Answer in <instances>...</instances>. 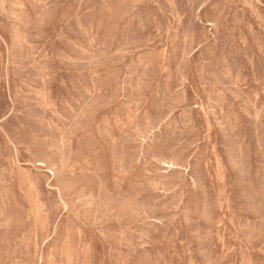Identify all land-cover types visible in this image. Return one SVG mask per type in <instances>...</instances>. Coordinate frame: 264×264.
<instances>
[{"label": "rangeland", "instance_id": "1", "mask_svg": "<svg viewBox=\"0 0 264 264\" xmlns=\"http://www.w3.org/2000/svg\"><path fill=\"white\" fill-rule=\"evenodd\" d=\"M0 264H264V0H0Z\"/></svg>", "mask_w": 264, "mask_h": 264}]
</instances>
